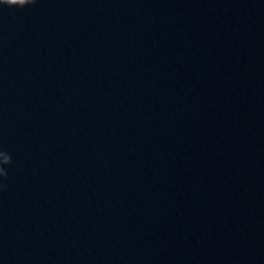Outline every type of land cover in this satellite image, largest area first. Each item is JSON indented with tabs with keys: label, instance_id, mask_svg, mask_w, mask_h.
Returning <instances> with one entry per match:
<instances>
[{
	"label": "clouds",
	"instance_id": "9594fccd",
	"mask_svg": "<svg viewBox=\"0 0 264 264\" xmlns=\"http://www.w3.org/2000/svg\"><path fill=\"white\" fill-rule=\"evenodd\" d=\"M35 3L36 0H0V6L15 7L19 9H23ZM11 163V155L7 151L0 148V178H7L8 172L6 170V166L11 165Z\"/></svg>",
	"mask_w": 264,
	"mask_h": 264
}]
</instances>
